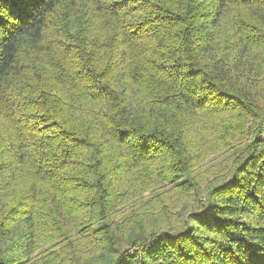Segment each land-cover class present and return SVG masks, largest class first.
I'll return each instance as SVG.
<instances>
[{"label": "trees", "instance_id": "1", "mask_svg": "<svg viewBox=\"0 0 264 264\" xmlns=\"http://www.w3.org/2000/svg\"><path fill=\"white\" fill-rule=\"evenodd\" d=\"M0 264H264V0H0Z\"/></svg>", "mask_w": 264, "mask_h": 264}, {"label": "rangeland", "instance_id": "2", "mask_svg": "<svg viewBox=\"0 0 264 264\" xmlns=\"http://www.w3.org/2000/svg\"><path fill=\"white\" fill-rule=\"evenodd\" d=\"M217 160H210L206 162L203 165V169H209ZM134 184V183H133ZM139 194H142L143 197L145 198H150L152 196V193L150 191L143 192L141 189L138 188ZM134 202L132 200H128L127 202L123 203L122 205L119 206L120 212L117 214V219L119 220L120 215L129 210L130 205H132Z\"/></svg>", "mask_w": 264, "mask_h": 264}]
</instances>
